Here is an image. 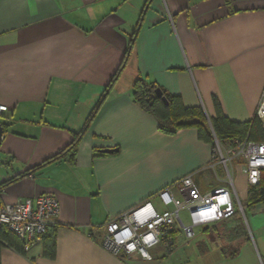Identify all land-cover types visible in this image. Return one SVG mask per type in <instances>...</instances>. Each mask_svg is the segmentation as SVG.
<instances>
[{"label": "crops", "instance_id": "1", "mask_svg": "<svg viewBox=\"0 0 264 264\" xmlns=\"http://www.w3.org/2000/svg\"><path fill=\"white\" fill-rule=\"evenodd\" d=\"M147 1L0 0V104L8 107L0 118V202L50 195L59 203L54 259L43 257L40 239L25 256L2 248L0 264H264V204L249 218L195 228L192 239L176 230L172 250L157 245L151 260L102 246L107 223L147 203L163 211L159 193L180 199L186 176L201 194L227 186L196 129L167 135L134 103L138 78L208 118L215 97L238 123L255 117L264 90V0H149L139 22ZM99 101L73 160L9 182L65 148ZM231 173L233 198L245 204L241 164ZM181 218L189 224L186 212Z\"/></svg>", "mask_w": 264, "mask_h": 264}, {"label": "built area", "instance_id": "2", "mask_svg": "<svg viewBox=\"0 0 264 264\" xmlns=\"http://www.w3.org/2000/svg\"><path fill=\"white\" fill-rule=\"evenodd\" d=\"M7 111L8 107L0 104V118ZM255 117L264 126V90ZM234 163L241 164L249 187L257 185L260 172L264 171V142L235 139L223 145L215 139L210 167L215 175L218 170L222 171L226 187L201 194L192 177L186 176L178 184L180 199L174 198L167 190L159 193L163 211L157 212L147 203L107 223L102 246L116 256L138 254L145 260H151L148 251L157 245L162 244L167 251L172 250L176 230L186 239H192L195 228L223 222L236 214L244 216V208L232 194L230 168ZM58 211L59 203L50 195L26 198L13 205L0 202V228L18 237L27 250L46 234ZM182 212L187 213L188 225L181 218Z\"/></svg>", "mask_w": 264, "mask_h": 264}, {"label": "trees", "instance_id": "3", "mask_svg": "<svg viewBox=\"0 0 264 264\" xmlns=\"http://www.w3.org/2000/svg\"><path fill=\"white\" fill-rule=\"evenodd\" d=\"M149 2L150 1L148 0L145 5V10L141 13V19H139V22H142V18ZM138 24L135 32L131 35L129 49L133 46V41L137 36L140 27V24ZM124 63L125 59H123L119 69L105 88L103 98L106 97L107 93L112 88ZM156 89L161 91L162 96L167 101V105H165L161 99L157 98L155 95ZM131 96L135 104L155 118L159 130L167 135H174L179 130L193 128L196 129L199 140L205 143H210L211 145H213L215 139L220 144H226L235 139L264 142V126L261 121L256 117L245 123L230 121L224 115L222 108L215 97H213L215 116L213 118H208L201 108L184 107L179 97L168 94L154 82L148 81L145 77H140L134 82L131 89ZM102 101H99L82 129L73 135L72 141L65 148L60 150L54 156L43 161L41 164L29 169L24 174L14 177L9 182L16 181L27 176L29 173L40 170L47 165L65 158L73 160L78 145ZM262 204H264V171L260 172L258 184L249 187L247 190V198L244 204L245 212H250L256 206ZM57 227V225H52L46 234L41 237L43 244L42 254L43 257L47 259H54L55 257V232ZM2 248H10L20 255H26L24 243L5 228H0V251ZM236 254L237 252L233 253L231 257H234Z\"/></svg>", "mask_w": 264, "mask_h": 264}, {"label": "water", "instance_id": "4", "mask_svg": "<svg viewBox=\"0 0 264 264\" xmlns=\"http://www.w3.org/2000/svg\"><path fill=\"white\" fill-rule=\"evenodd\" d=\"M155 95L157 96V98L161 99V101L167 105V101L166 99L162 96V93L159 89H156L155 90ZM3 133H4V128H3V125L1 124L0 122V145H1V138L3 136ZM116 150H103L102 152L105 153V154H111V153H114Z\"/></svg>", "mask_w": 264, "mask_h": 264}, {"label": "rangeland", "instance_id": "5", "mask_svg": "<svg viewBox=\"0 0 264 264\" xmlns=\"http://www.w3.org/2000/svg\"><path fill=\"white\" fill-rule=\"evenodd\" d=\"M224 145V144H223ZM230 170H231V168H230ZM0 174H1V172H0ZM235 185H236V187H238L239 186V180L237 179V177H236V179H235ZM240 196H241V194H240ZM259 206V205H258ZM242 207L244 208V214H246L245 215V218H249V212H245V207H244V203H243V201H242ZM241 217H243L244 218V216H242V215H240ZM244 218V219H245ZM184 219H185V217H184Z\"/></svg>", "mask_w": 264, "mask_h": 264}]
</instances>
